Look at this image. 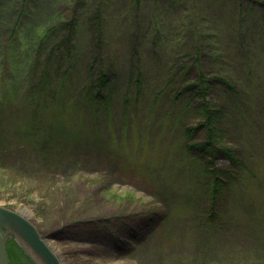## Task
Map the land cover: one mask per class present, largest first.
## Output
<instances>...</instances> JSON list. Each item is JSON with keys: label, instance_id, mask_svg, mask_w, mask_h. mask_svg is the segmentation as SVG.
<instances>
[{"label": "rangeland", "instance_id": "1", "mask_svg": "<svg viewBox=\"0 0 264 264\" xmlns=\"http://www.w3.org/2000/svg\"><path fill=\"white\" fill-rule=\"evenodd\" d=\"M23 1L10 0L0 12L18 14L25 9ZM159 1L168 8L166 0ZM153 2L109 0L107 4L103 29L112 49L105 41L110 52L105 54L108 62L115 59L119 64V84L112 114L102 115L84 131L81 128L84 141L68 138V131L81 125L78 120L48 117L56 108L50 97L44 100V95L45 105L40 102L30 109L25 95L32 81L25 72L27 63L21 66L25 70L14 72V60L8 57L2 62L8 71L0 72V105L5 117L0 119V130L12 136L9 145L0 144V153L8 156L0 163V205L27 211L64 264H249L252 259L254 264H264V0H186L181 10L170 7L160 16L165 27L174 24L168 30L174 44L183 33L184 11L197 8L203 31L199 44L209 52L217 45L225 51L223 57H206V72L225 74L234 81L238 93L229 96V102L243 96L240 108L241 99L233 102L238 106L230 109L222 126L225 144L249 158L252 175L246 176L242 202L237 189L219 200L216 212L226 220L213 226H206L203 217L208 200L198 189L200 183L192 182L195 170L186 164L178 169L181 155L175 158L166 149L174 133L165 130L162 110L154 111L148 94L127 105L120 98L129 82L127 73L138 65L123 39L125 32L130 22L144 27L151 23ZM35 5L41 13L30 10ZM101 5V0H75L69 17L75 13L85 22ZM59 6L53 0H35L23 23L49 18ZM2 26L10 30L7 23H0V30ZM209 97L222 103V86L214 88ZM192 119L189 124H194ZM33 125L41 133L37 135L69 133L55 162L33 163L28 146L20 142L22 130ZM175 135L173 142L180 133ZM9 163L17 166L14 172ZM216 165L229 167L223 156ZM111 220L120 225L113 230L115 234L107 223ZM95 222V227L106 226L107 230L98 236L85 232ZM72 227L84 232L73 233ZM205 239H212L211 248L202 251ZM206 251L210 252L207 256Z\"/></svg>", "mask_w": 264, "mask_h": 264}, {"label": "trees", "instance_id": "2", "mask_svg": "<svg viewBox=\"0 0 264 264\" xmlns=\"http://www.w3.org/2000/svg\"><path fill=\"white\" fill-rule=\"evenodd\" d=\"M101 1L103 5L93 10L85 22L75 13L69 17L75 0H53L54 4H60L53 15L49 18L42 17L37 22L31 18L26 24L23 23V17L35 0H31L30 3L24 0L22 4L25 9H20L18 14L3 10L2 15L0 12V23H7L10 26L7 27L10 30L6 31L4 26L0 30V65L8 57L14 60L12 63L14 72L25 70L21 66L24 63L28 64L25 72L32 81L25 95L30 101V109L37 107L40 102L45 105L42 97L46 95L45 98L50 97L55 101L56 107L54 113L49 114V118L59 116L62 122L73 119L81 123L79 127L69 130L70 134L61 130L59 135L48 131L37 135L41 133L35 132L34 125L29 126L25 132L22 130L19 139L23 145L28 146L31 159H35L33 163L55 162L58 160L61 147L65 145L66 134H69L68 138H72L73 142L81 141V128L84 131L90 123H97L102 115L109 117L108 114H112L114 110V98L117 94L114 93L119 84L120 67L117 60L110 62L106 60L108 54L105 53L109 52L108 47L110 51L112 49L103 29L109 0ZM184 1L186 3V0H166L168 8L164 9L163 3L154 0V19L151 23L144 27L130 22L123 39L129 43L130 55L132 59H138V65L130 68L127 73L129 82L120 98L127 105L133 100L140 101L148 94L154 104V111L162 110L165 130L174 133L172 142L166 149L171 156L175 155V158L178 154L181 155L177 163L178 169L186 164L195 170L192 182L196 185L200 183L198 189L203 191L208 200L203 217L206 226H213L226 220L216 212L219 200L230 197L229 193L237 189L242 202L243 194L246 192L244 184L246 176L252 175L249 171L250 164L247 162L249 158L242 157L237 149L225 144V130L222 126L224 119L230 114V109L238 106L233 102L241 99L240 108L243 96L239 94L236 100L229 102L228 97L238 93L234 81L225 74L209 75L206 72V57H223L225 51L217 45L209 52L199 44L203 31L197 8H194V11H184L180 22L183 33L179 35L176 43L172 44L170 41L172 31L168 30H172L174 24L165 27L160 21V16L170 10V7L177 11L181 10ZM210 1L215 3L218 0ZM8 2L10 0H0V8H5ZM36 6L38 5L30 10L36 12ZM28 16L30 17V12ZM120 24L124 28L123 22ZM187 29L189 31H186ZM191 40H194V43ZM105 41L110 44H105ZM105 45H108L107 50ZM86 55L90 56L89 60L85 58ZM130 61L133 63L131 59ZM4 65L0 67L1 74L8 71ZM37 83L38 86L34 90L33 86ZM219 86L223 88L222 103L214 102L209 97L211 91ZM226 100L229 102L228 105H225ZM3 108L1 102L0 119L4 120ZM191 119L194 124H189ZM177 133H180V137L173 142ZM11 136L12 133L0 130V144L4 147L9 145ZM220 156L228 160V169L217 167L216 160ZM6 157L8 156L0 153V163L7 160ZM16 167L9 163L11 172H14ZM107 223H110L112 232L120 226L115 220ZM95 225L96 222L93 226L87 227L85 232L98 236L107 230L106 226L98 228ZM71 229L73 233L84 232V229L78 227ZM208 233L213 235V232ZM211 241L212 239L203 240L201 250L211 248ZM8 252L11 264L16 261L18 264H36L14 239L8 242ZM207 254L210 252L206 251L204 255ZM253 262L254 259L249 264H254Z\"/></svg>", "mask_w": 264, "mask_h": 264}, {"label": "water", "instance_id": "3", "mask_svg": "<svg viewBox=\"0 0 264 264\" xmlns=\"http://www.w3.org/2000/svg\"><path fill=\"white\" fill-rule=\"evenodd\" d=\"M26 211L0 205V264H11L7 243L14 239L36 264H64Z\"/></svg>", "mask_w": 264, "mask_h": 264}, {"label": "bare ground", "instance_id": "4", "mask_svg": "<svg viewBox=\"0 0 264 264\" xmlns=\"http://www.w3.org/2000/svg\"><path fill=\"white\" fill-rule=\"evenodd\" d=\"M27 212V211H26Z\"/></svg>", "mask_w": 264, "mask_h": 264}]
</instances>
